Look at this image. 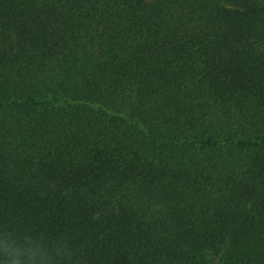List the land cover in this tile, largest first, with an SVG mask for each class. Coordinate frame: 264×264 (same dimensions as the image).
<instances>
[{
	"label": "trees",
	"instance_id": "1",
	"mask_svg": "<svg viewBox=\"0 0 264 264\" xmlns=\"http://www.w3.org/2000/svg\"><path fill=\"white\" fill-rule=\"evenodd\" d=\"M0 264H264V0H0Z\"/></svg>",
	"mask_w": 264,
	"mask_h": 264
}]
</instances>
